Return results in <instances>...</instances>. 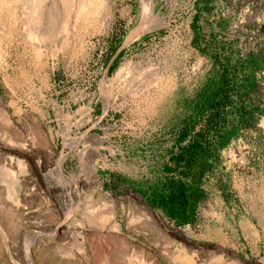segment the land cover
Here are the masks:
<instances>
[{
  "label": "rangeland",
  "instance_id": "obj_1",
  "mask_svg": "<svg viewBox=\"0 0 264 264\" xmlns=\"http://www.w3.org/2000/svg\"><path fill=\"white\" fill-rule=\"evenodd\" d=\"M81 1L0 0V264H264V61L194 219L157 207L264 0Z\"/></svg>",
  "mask_w": 264,
  "mask_h": 264
},
{
  "label": "trees",
  "instance_id": "obj_2",
  "mask_svg": "<svg viewBox=\"0 0 264 264\" xmlns=\"http://www.w3.org/2000/svg\"><path fill=\"white\" fill-rule=\"evenodd\" d=\"M207 5L210 0H204ZM206 8V7H205ZM264 61L261 57L241 58L235 63L224 65L220 88L206 107V115L200 127L189 136L184 129L177 141L179 154L175 160L182 165L181 174L188 181H172L164 184L158 193L157 207L162 208L172 218L188 223L194 219L195 212L205 192L201 181L212 166L217 153L239 137L243 130L253 126V103L251 94L255 80L249 69ZM111 64L110 71L116 66Z\"/></svg>",
  "mask_w": 264,
  "mask_h": 264
},
{
  "label": "bare ground",
  "instance_id": "obj_3",
  "mask_svg": "<svg viewBox=\"0 0 264 264\" xmlns=\"http://www.w3.org/2000/svg\"><path fill=\"white\" fill-rule=\"evenodd\" d=\"M6 1V0H5ZM34 0H28V2L29 3H31V2H33ZM34 4V3H33ZM41 5L42 4H40V5H37L35 8H33L32 10H31V14L32 15H34V14H36V13H41L42 12V9H41ZM85 5H86V3H85V0H82L80 3H79V10H81L82 8H84L85 7ZM93 6L94 7H98L99 6V0H94L93 1ZM45 11V10H44ZM44 15V14H43ZM50 21L49 22H51L52 21V19L50 18L49 19ZM30 24H31V28H35V27H37V26H40L41 24H42V21H41V18L40 17H34V16H32V19H30ZM54 35L55 34V31L54 30H51L50 31V33H49V35ZM11 159V158H10ZM12 159H13V157H12ZM13 162V161H12ZM6 173H8V172H6ZM3 180V179H2ZM78 184V183H77ZM76 184V185H77ZM71 195H72V193L71 192H69ZM29 248V247H28ZM188 256V255H187ZM184 257V256H183ZM190 258H192V257H190ZM184 259V258H183ZM187 261V260H186ZM188 261H189V259H188ZM187 261V262H188ZM232 262H234L233 260H231ZM191 262V261H190ZM238 262H239V260H238ZM197 262L195 261V264H196ZM237 264V263H236Z\"/></svg>",
  "mask_w": 264,
  "mask_h": 264
},
{
  "label": "crops",
  "instance_id": "obj_4",
  "mask_svg": "<svg viewBox=\"0 0 264 264\" xmlns=\"http://www.w3.org/2000/svg\"><path fill=\"white\" fill-rule=\"evenodd\" d=\"M117 57H111V59L109 60V67L111 66V64L115 61Z\"/></svg>",
  "mask_w": 264,
  "mask_h": 264
}]
</instances>
